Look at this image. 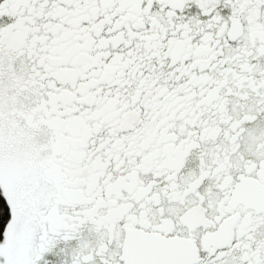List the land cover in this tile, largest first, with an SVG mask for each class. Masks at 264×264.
<instances>
[{
    "label": "snow or ice",
    "instance_id": "1",
    "mask_svg": "<svg viewBox=\"0 0 264 264\" xmlns=\"http://www.w3.org/2000/svg\"><path fill=\"white\" fill-rule=\"evenodd\" d=\"M0 264H264V0H0Z\"/></svg>",
    "mask_w": 264,
    "mask_h": 264
},
{
    "label": "trees",
    "instance_id": "2",
    "mask_svg": "<svg viewBox=\"0 0 264 264\" xmlns=\"http://www.w3.org/2000/svg\"><path fill=\"white\" fill-rule=\"evenodd\" d=\"M0 199H2V195H0ZM0 234H2V227H0Z\"/></svg>",
    "mask_w": 264,
    "mask_h": 264
}]
</instances>
